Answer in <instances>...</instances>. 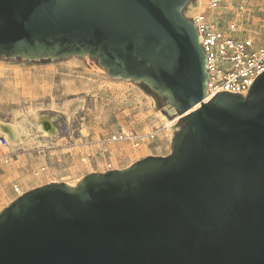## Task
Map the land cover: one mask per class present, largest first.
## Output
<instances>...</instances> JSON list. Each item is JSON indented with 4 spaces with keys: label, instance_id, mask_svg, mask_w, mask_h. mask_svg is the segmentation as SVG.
Segmentation results:
<instances>
[{
    "label": "water",
    "instance_id": "obj_1",
    "mask_svg": "<svg viewBox=\"0 0 264 264\" xmlns=\"http://www.w3.org/2000/svg\"><path fill=\"white\" fill-rule=\"evenodd\" d=\"M189 1L0 0L4 57L89 55L183 121L167 156L22 193L0 212V264H264V71L204 100Z\"/></svg>",
    "mask_w": 264,
    "mask_h": 264
},
{
    "label": "rangeland",
    "instance_id": "obj_2",
    "mask_svg": "<svg viewBox=\"0 0 264 264\" xmlns=\"http://www.w3.org/2000/svg\"><path fill=\"white\" fill-rule=\"evenodd\" d=\"M197 1L190 0L183 8L186 17L191 19L197 13ZM225 2L224 22L234 20L244 30L242 36L264 34V0ZM238 12L242 14L239 17ZM106 72L89 55L23 59L18 54L14 58L0 54V138L6 139L5 145L0 146L1 211L19 197L14 185L24 192L52 180L75 186L69 184L72 179L122 170L144 157L171 153L172 139L183 126L180 117L165 113L167 103L144 83L112 77ZM70 81L72 87H68ZM66 104L72 111L69 119L51 109ZM31 109L39 111L52 133L44 136L29 119L26 133L16 141L21 143L12 150L6 134L10 136L12 124ZM158 110L165 113L168 121L161 129L152 126ZM149 126L153 132L144 136ZM122 135L133 138L110 141L113 136ZM134 142L139 146L148 143L147 155L138 160L135 152L130 151ZM111 144H118L122 150L118 160H113L109 153Z\"/></svg>",
    "mask_w": 264,
    "mask_h": 264
},
{
    "label": "built area",
    "instance_id": "obj_3",
    "mask_svg": "<svg viewBox=\"0 0 264 264\" xmlns=\"http://www.w3.org/2000/svg\"><path fill=\"white\" fill-rule=\"evenodd\" d=\"M207 1L211 8L219 9L217 17L211 20L204 13L191 17L206 56V92L246 96L254 79L264 71V34L254 38L239 35L236 22L222 18L225 0ZM5 143L1 137L0 146Z\"/></svg>",
    "mask_w": 264,
    "mask_h": 264
},
{
    "label": "bare ground",
    "instance_id": "obj_4",
    "mask_svg": "<svg viewBox=\"0 0 264 264\" xmlns=\"http://www.w3.org/2000/svg\"><path fill=\"white\" fill-rule=\"evenodd\" d=\"M195 9V11L197 12V13H195V14H203L204 12H207L213 19H211V20H214V18L215 17H217V15H218V8L216 9H213V8H211L210 7V5H209V3H208V1L207 0H198L197 1V6H196V8H194ZM205 14V13H204ZM206 15V14H205ZM242 14H241V12H238V17L239 16H241ZM240 19V18H239ZM241 21H243V18H242V20ZM238 26V25H237ZM237 31H238V34L240 35V33L241 32H243L244 30H242V28H241V26H238L237 27ZM247 36H249L250 38H254V37H256V36H250V35H247ZM67 83H69V81L67 82ZM72 83H71V81H70V84L68 85V87H72V85H71ZM74 84V83H73ZM73 87H75V86H73ZM75 89V88H74ZM71 90V89H70ZM213 95V93L212 92H210V91H208V92H206V96H205V99L204 100H206V99H208L209 97H211ZM198 105V104H197ZM197 105H195V106H197ZM194 106V107H195ZM193 107V108H194ZM55 109V112L57 111V112H59V113H62V114H64L65 116H66V118L67 119H69L70 118V116L72 115V111H71V109L68 107V105L66 104V105H63V106H61V107H51V109ZM192 109V108H191ZM190 109V110H191ZM164 111H165V113H167L168 115H172L173 113H174V108L171 106V105H167V106H165L164 107ZM165 113L163 112V111H161V110H158L157 112H156V114H155V116L157 117V120H154L153 121V127L154 128H158V129H161L160 127L162 126V125H166L167 124V120H166V115H165ZM175 116H179L180 117V115H175ZM29 119H31V121H32V123H34V125H35V128L37 129V130H39L40 132H42L43 134H44V136H45V134H51L52 133V131H50L46 126H45V124H44V121H43V118H42V116L40 115V113H39V111H37V110H34V109H31V111H29L28 112V114L27 115H22V117H21V120H19V121H17V122H14V124H12V126L10 127V129L12 130H10L9 132H11V135L9 136L8 134H6V136H8L7 138H9V143H10V145H9V148L10 149H12V150H14V148L18 145V144H20L21 143V141H20V143H18V142H16L17 140L19 141L20 139H22L21 137H22V134H24V133H26L25 131H26V123L28 122V120ZM176 119H178V117H176ZM6 124V123H5ZM8 124V123H7ZM33 125V124H32ZM8 126H9V124H8ZM9 128V127H8ZM150 129H152L151 128V126H149V130ZM149 130H147L146 131V133L144 134V136L145 135H148V134H152V132H151V130L149 131ZM37 132V131H36ZM167 132V131H166ZM168 133V132H167ZM170 133V132H169ZM5 134V133H4ZM10 134V133H9ZM170 135H171V133H170ZM169 136V135H168ZM119 136H113L112 137V139H110V141H116L117 139L119 140V139H121V140H126V139H129V138H133V136H131V135H127V136H120L119 138H118ZM143 137V136H142ZM172 137V136H171ZM23 141V140H22ZM171 143V142H170ZM148 144V143H147ZM147 144H144V145H140L139 146V143H136V142H134L133 143V146L132 147H130V151L132 152V151H134L135 152V156H136V159L138 160L139 159V157H141V156H145V155H147L146 154V152H147ZM156 149V148H155ZM108 150H109V153H110V155H111V157H112V159L113 160H118V156L121 154V149L119 148V146H118V144H111L109 147H108ZM86 165H89L88 163L86 164ZM108 166H110V165H108ZM117 167V166H116ZM14 177V176H13ZM75 177V176H74ZM80 178V177H79ZM26 181V178H23V181L22 182H25ZM78 181L79 180H76V179H72V181H70V185H74V184H77L78 183ZM51 182H54L53 180L51 181ZM14 188H17V190L19 191L18 193H17V196H20L22 193H24V190H21L19 187H18V185H14ZM3 195V194H2ZM8 198V197H7ZM0 211H1V208H0Z\"/></svg>",
    "mask_w": 264,
    "mask_h": 264
}]
</instances>
